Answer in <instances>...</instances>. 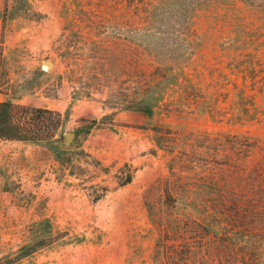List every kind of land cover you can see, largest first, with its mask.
Here are the masks:
<instances>
[{"label":"rangeland","instance_id":"obj_1","mask_svg":"<svg viewBox=\"0 0 264 264\" xmlns=\"http://www.w3.org/2000/svg\"><path fill=\"white\" fill-rule=\"evenodd\" d=\"M5 99L71 110L0 141V260L264 264V0H0Z\"/></svg>","mask_w":264,"mask_h":264},{"label":"trees","instance_id":"obj_2","mask_svg":"<svg viewBox=\"0 0 264 264\" xmlns=\"http://www.w3.org/2000/svg\"><path fill=\"white\" fill-rule=\"evenodd\" d=\"M253 1V0H249ZM152 93L150 85L142 90L141 98L132 106L134 110L147 116L153 114V106L148 102L147 97ZM70 106L63 114L60 111L48 107H36L26 104H17L11 99L0 101V141L19 140L43 144L52 149L59 156L58 131L62 126L63 120L70 112ZM115 113V112H114ZM104 118L94 119L93 125L104 124ZM130 178L127 179V182ZM45 244H29L23 247L24 254H18L15 258L1 259L0 264H14L23 257L29 256Z\"/></svg>","mask_w":264,"mask_h":264},{"label":"water","instance_id":"obj_3","mask_svg":"<svg viewBox=\"0 0 264 264\" xmlns=\"http://www.w3.org/2000/svg\"><path fill=\"white\" fill-rule=\"evenodd\" d=\"M47 66H49V68L50 67H52L53 66V63L51 62V61H47ZM73 136H75V133H73V132H69L68 134H67V141L68 142H71L72 141V139H73Z\"/></svg>","mask_w":264,"mask_h":264},{"label":"crops","instance_id":"obj_4","mask_svg":"<svg viewBox=\"0 0 264 264\" xmlns=\"http://www.w3.org/2000/svg\"><path fill=\"white\" fill-rule=\"evenodd\" d=\"M61 112V111H60Z\"/></svg>","mask_w":264,"mask_h":264}]
</instances>
